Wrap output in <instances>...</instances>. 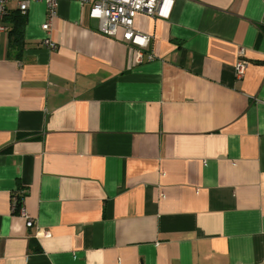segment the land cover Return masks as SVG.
<instances>
[{
  "label": "crops",
  "instance_id": "crops-1",
  "mask_svg": "<svg viewBox=\"0 0 264 264\" xmlns=\"http://www.w3.org/2000/svg\"><path fill=\"white\" fill-rule=\"evenodd\" d=\"M89 10L0 35V264H264V0L137 14L141 62Z\"/></svg>",
  "mask_w": 264,
  "mask_h": 264
},
{
  "label": "built area",
  "instance_id": "built-area-1",
  "mask_svg": "<svg viewBox=\"0 0 264 264\" xmlns=\"http://www.w3.org/2000/svg\"><path fill=\"white\" fill-rule=\"evenodd\" d=\"M32 1H44L47 7L48 19L42 28L50 32L51 22L58 16L59 0H0V35L7 30L5 17L13 8L25 14ZM81 4H89V15L99 21L98 30L108 36H115L119 30L123 31V39L136 46V62H141L143 52L150 42V36L134 28V18L139 13L150 16L167 18L170 15L174 0H76ZM51 47L55 43L49 38L44 41ZM235 65V75L242 78L249 62L243 58V49ZM149 54L148 59H153ZM12 211L26 219V225L32 227L33 219L25 208L24 194H16L13 198Z\"/></svg>",
  "mask_w": 264,
  "mask_h": 264
},
{
  "label": "trees",
  "instance_id": "trees-1",
  "mask_svg": "<svg viewBox=\"0 0 264 264\" xmlns=\"http://www.w3.org/2000/svg\"><path fill=\"white\" fill-rule=\"evenodd\" d=\"M4 21L7 28H9L10 48L12 50L19 49L23 40V28L25 25L24 14H22L18 9L10 10Z\"/></svg>",
  "mask_w": 264,
  "mask_h": 264
}]
</instances>
